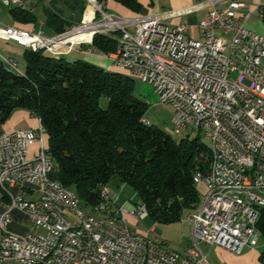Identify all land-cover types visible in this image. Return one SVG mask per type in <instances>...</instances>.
Segmentation results:
<instances>
[{"label":"built area","instance_id":"1","mask_svg":"<svg viewBox=\"0 0 264 264\" xmlns=\"http://www.w3.org/2000/svg\"><path fill=\"white\" fill-rule=\"evenodd\" d=\"M1 1L10 7L26 2ZM85 1L83 18L63 32L47 36L0 23V38L66 55H91L93 28H106L118 47L103 56L112 66L137 73L173 107V131L198 129L214 141L217 158H211L208 171L195 174L206 191L188 215L192 245L172 251L134 230L127 215L146 218V204L119 206L110 184L102 185L100 201L91 210L83 207L71 187L51 177L57 169L46 130L34 114L38 127L5 130L0 136V202H7V209H0V259L14 255L16 264H210L202 242L234 254L257 246L262 235L254 216L260 211L249 209L248 200L264 199V35L246 25L250 12H239L246 3L228 0L218 7L224 0H211L195 37L187 24L169 25L157 13L120 15L108 11L109 0ZM3 61L24 74L13 55L5 54ZM8 193H15V202H8ZM14 212L24 217L23 226ZM243 224L255 228L253 242L239 237ZM25 227H33V234H25Z\"/></svg>","mask_w":264,"mask_h":264},{"label":"trees","instance_id":"2","mask_svg":"<svg viewBox=\"0 0 264 264\" xmlns=\"http://www.w3.org/2000/svg\"><path fill=\"white\" fill-rule=\"evenodd\" d=\"M115 1L135 12L144 7L142 0ZM85 8V0H50L47 23L63 32L83 18ZM11 13L22 23L37 17L22 6H12ZM117 47L113 37L94 36L95 51L109 53ZM24 60L20 74L0 59V128L17 108L38 115L57 169L51 177L71 187L83 207L91 210L98 204L102 185L112 182L135 187L148 216L157 221L182 220L186 208L198 206L201 193L195 174L208 171L212 158L201 131L176 142L168 132L143 121L150 103L135 95L131 74L45 50L25 49ZM103 97L108 98L106 106ZM257 227L264 240V205ZM259 259L264 264V247Z\"/></svg>","mask_w":264,"mask_h":264},{"label":"crops","instance_id":"3","mask_svg":"<svg viewBox=\"0 0 264 264\" xmlns=\"http://www.w3.org/2000/svg\"><path fill=\"white\" fill-rule=\"evenodd\" d=\"M45 1H50V0H26L25 5L22 6L36 13L37 17L34 21L27 23H22L17 21L11 13V7H7L10 13L9 19L4 17V15H2V13L0 12V23H4L8 25H17L22 28H26L35 32L41 31L43 34L47 36L55 35L57 34V32L47 23V19H46L47 6L44 5ZM142 1L144 7L140 12H135L133 10H130L129 8L123 6L122 4H120L115 0H109L107 2V9L111 13L127 15V16L137 15V14L146 15V13H157L160 14L163 21L169 25L173 26L177 24H187L189 26V34L198 37L199 35L198 23L207 15L209 10L212 8L211 0H142ZM242 1H244L246 5L243 9L239 10V12H246V13L250 12L246 25L250 29L264 35V16L261 15V11H260L261 7L264 9V0H242ZM262 1L263 4L262 6H260ZM227 2L228 0H224L222 2L217 3L216 6L221 7L225 5ZM41 3H43L44 13L39 14L37 12V7ZM1 4L3 3L1 2ZM88 9H91L92 11L91 7H89ZM71 11L66 10V14L67 15L73 14ZM0 40H1L0 53L3 55L8 54V55H13L15 57L16 54H14V52L17 53L19 52V50L15 46L21 47V49H23L24 51L25 49H27L26 44L21 46V40L7 41V39L5 38H0ZM53 52L55 54L54 56L56 57L64 56L67 60L69 59L71 61H74L76 59L83 58L103 68L116 69L115 66L111 65L110 59L103 56V52L95 51L91 55H85L79 51H75L67 55L58 52V50ZM71 56H73V58H71ZM34 118L37 119L39 125L40 122L39 118L36 117L30 110L17 108L12 112L10 118L2 125L1 128L4 131L17 129L19 127L18 126L19 124L17 122H20L23 119H29V125L27 126V128L35 127L36 120ZM36 146L37 145H34L32 147V150H34ZM111 187L113 188V190L117 195V200H116L117 204L119 206H124L127 209H131L133 206L130 205L129 202H126V200L121 198V195L119 196V194H117V190L114 186ZM3 207L4 205H2L0 209H3ZM201 247L207 253V257L210 264H262L259 259L260 251L257 249V247L246 248L242 254H234L222 246L211 245L207 242H202Z\"/></svg>","mask_w":264,"mask_h":264},{"label":"rangeland","instance_id":"4","mask_svg":"<svg viewBox=\"0 0 264 264\" xmlns=\"http://www.w3.org/2000/svg\"><path fill=\"white\" fill-rule=\"evenodd\" d=\"M1 2L4 5H6L3 1ZM1 2H0V12L2 13V15H4V17L9 19L10 13L7 7H10V6L8 5L4 6L3 4H1ZM44 3H45L44 5L48 6L49 1H45ZM37 12L39 14L44 13L43 3L38 5ZM91 14H92L91 9H88L87 15H86L87 18H89ZM131 30H133V28H131ZM0 43H1V40H0ZM15 47L19 50L18 53L13 51L14 54H16L15 58L18 61L19 66L21 68H24L25 67V60H24L25 51L21 49V47L19 46H15ZM47 52L51 53L53 56L55 55L53 51H47ZM73 56H71V58H73ZM120 71L130 74L128 71H125V70H120ZM132 76H134L136 80L135 89H134L135 95L138 98L148 101L150 103L149 108L145 114V118L150 120L147 122H151L157 128L168 132L176 142H180L182 139H187V138L191 139L198 134L199 130L192 129V128L183 129L182 131H180V133H176L175 131H173L174 130V121H173L174 109L173 107L170 104L161 101L160 96L155 92L154 87L151 84L144 83L143 81L139 80L135 75H132ZM107 103H108V98L103 97L101 99V104L103 106H106ZM20 109H26V108H20ZM35 120L37 121V119ZM36 121H35V127L33 128H36L39 126L38 121L37 122ZM17 123L19 124L18 128H27V126L29 125V119H23L22 121L17 122ZM205 141L211 147V141L207 138H205ZM53 164L54 166H56L55 162ZM111 184L112 186L116 188L117 194H119V196L121 195V198L126 200V202H129L130 205L135 206L136 204L141 203L139 193L135 189V187H133L132 185L130 184H125V186L117 185L116 183H113V182ZM198 187L201 193L200 201H202L204 198L203 194L206 191V188H205L204 183H198ZM2 194H3V191L0 189V199L2 197ZM0 207H2V203H0ZM193 210L194 209L190 210V208H186L184 210L182 220L175 221V222L157 221L151 216H147L144 219H137L136 217L132 216L130 213H128L127 218H128L129 225L134 230L149 234L153 240L162 244L164 247L172 251L180 252V251H185L188 247L192 245V241L190 237L191 229H190V223L188 220V215ZM13 218L16 220L17 223L23 226L22 222H24V217L21 214H19L18 212H14ZM31 228L32 227H25V231L28 229L30 230ZM255 247H257V249L260 252L262 251L264 247L263 238L260 239L259 244Z\"/></svg>","mask_w":264,"mask_h":264},{"label":"bare ground","instance_id":"5","mask_svg":"<svg viewBox=\"0 0 264 264\" xmlns=\"http://www.w3.org/2000/svg\"><path fill=\"white\" fill-rule=\"evenodd\" d=\"M98 34L108 36V30L106 28H93L92 37ZM26 47L27 49H30L33 51H38V50L56 51V50H49L48 48L43 47V46H36L35 44H26ZM3 57H5V55L0 53V59L2 61H3ZM115 67L119 70H125L124 67H120V66H115ZM125 71H128L130 74L135 75L139 80L143 81L141 76H139L137 73H133L130 70H125ZM4 134H5V131L0 128V136ZM209 140L211 141L212 158H217V149H214V141L211 139ZM52 166H53V169H56V167L53 164V161H52ZM0 189L3 191V187H0ZM8 202H15V193H8ZM263 205H264L263 198H253V199L248 200L249 209H256L260 211V207ZM3 209H7V203L4 204ZM258 218H259V215L254 216V223L258 222ZM25 234H33V227L30 230L29 229L26 230ZM239 237L244 242H253L256 237V230L253 227V225H250V224L240 225L239 226ZM0 264H16V259L14 255H6L5 258L0 259Z\"/></svg>","mask_w":264,"mask_h":264}]
</instances>
